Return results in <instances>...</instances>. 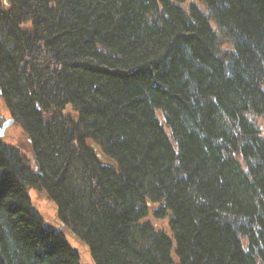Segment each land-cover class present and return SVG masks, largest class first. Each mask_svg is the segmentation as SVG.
Here are the masks:
<instances>
[{
  "label": "trees",
  "instance_id": "obj_1",
  "mask_svg": "<svg viewBox=\"0 0 264 264\" xmlns=\"http://www.w3.org/2000/svg\"><path fill=\"white\" fill-rule=\"evenodd\" d=\"M7 2L0 264H264V0Z\"/></svg>",
  "mask_w": 264,
  "mask_h": 264
},
{
  "label": "rangeland",
  "instance_id": "obj_2",
  "mask_svg": "<svg viewBox=\"0 0 264 264\" xmlns=\"http://www.w3.org/2000/svg\"><path fill=\"white\" fill-rule=\"evenodd\" d=\"M0 1L4 2V0H0ZM189 1H194L199 4L198 0H189ZM0 113H3L7 116L9 115V112L5 110V106L1 98H0ZM257 122L258 124H260L261 129L263 130L264 133V120L258 119ZM3 142L4 144H8L10 146H14L18 148L21 151V153H23L28 158H31L32 160V156H30V151H31L30 145L27 142L25 135L22 134L21 128L18 126V124L10 126L5 130V137H3ZM101 160L105 162L107 161L104 158H101ZM33 166H34V162H31V167L34 169ZM28 194L30 197V201H32L33 207L36 209L37 212H39L42 220H44V222L50 225L51 227L59 228L60 224L57 222L55 218L56 212H54L55 211L54 203L49 199H47V197L43 192L36 191L32 188L28 189ZM148 207L153 208V205L149 203ZM144 219L149 221L155 229H159L166 233H169L167 217L156 218L153 217V215L150 212ZM66 231L67 229L65 230V233L67 234V240L69 245H71L73 248H77V250H75L74 252L77 253V255L79 256L80 263L90 264L91 255H89L87 247L84 244H81L78 240H75L72 237V235Z\"/></svg>",
  "mask_w": 264,
  "mask_h": 264
},
{
  "label": "water",
  "instance_id": "obj_3",
  "mask_svg": "<svg viewBox=\"0 0 264 264\" xmlns=\"http://www.w3.org/2000/svg\"><path fill=\"white\" fill-rule=\"evenodd\" d=\"M2 94V90H0V95ZM14 122L13 118H0V137L3 136L5 128H7L10 124ZM76 250V249H74Z\"/></svg>",
  "mask_w": 264,
  "mask_h": 264
}]
</instances>
